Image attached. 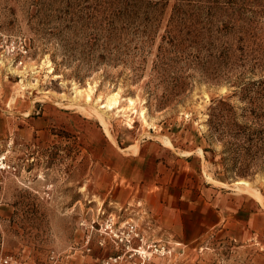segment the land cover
<instances>
[{
  "label": "rangeland",
  "instance_id": "1",
  "mask_svg": "<svg viewBox=\"0 0 264 264\" xmlns=\"http://www.w3.org/2000/svg\"><path fill=\"white\" fill-rule=\"evenodd\" d=\"M106 1L0 0V264H264V0L192 6L179 46L177 0L96 45Z\"/></svg>",
  "mask_w": 264,
  "mask_h": 264
},
{
  "label": "trees",
  "instance_id": "2",
  "mask_svg": "<svg viewBox=\"0 0 264 264\" xmlns=\"http://www.w3.org/2000/svg\"><path fill=\"white\" fill-rule=\"evenodd\" d=\"M197 4H192V0H177L172 8V14L169 19V27L166 30L164 40L166 43L174 46H179L181 41L186 42L187 39L182 40L174 32L181 26V28L189 29L188 38L192 36L193 31L191 26L195 23L196 19L194 14H189L188 10L192 6H198V9L205 8V10H224L228 8H234V2L232 0H198ZM203 1V3H200ZM108 6L113 8H104L96 10L98 16L95 17V24L98 26L93 27L95 31L94 42L99 45V41L104 37L106 44L109 39L112 38L114 33L125 28V26L136 22H145L155 20L159 10L165 6L168 0H107ZM197 8L195 10H197ZM203 10V9H202ZM195 14L200 15L199 12ZM100 19V20H99ZM99 21V22H98ZM102 37V38H101ZM191 42H195L192 40ZM100 45H103L100 44ZM212 121V119H211Z\"/></svg>",
  "mask_w": 264,
  "mask_h": 264
},
{
  "label": "crops",
  "instance_id": "3",
  "mask_svg": "<svg viewBox=\"0 0 264 264\" xmlns=\"http://www.w3.org/2000/svg\"><path fill=\"white\" fill-rule=\"evenodd\" d=\"M226 198V195H219L217 201H204L201 206L195 208V211L192 212L193 217H189L188 219H185L183 215L179 216L176 211H174L173 214L170 213L168 219L174 223L181 222V226H184V228L186 225L198 228L202 225L210 227L219 224L220 222H223L227 216ZM185 230L181 231V238H183V241H189L199 236L198 231H190L186 228Z\"/></svg>",
  "mask_w": 264,
  "mask_h": 264
},
{
  "label": "bare ground",
  "instance_id": "4",
  "mask_svg": "<svg viewBox=\"0 0 264 264\" xmlns=\"http://www.w3.org/2000/svg\"><path fill=\"white\" fill-rule=\"evenodd\" d=\"M88 98H90V94L88 93L87 94V99ZM116 99H115V93H113L112 95H111V97L109 98V101H107V103L106 104H101V107H107L108 109H111V108H113V105H115L116 104ZM97 111V110H96ZM236 184H241V185H247L248 183L245 181V180H239V181H237L236 182ZM240 186V185H239ZM248 186V185H247ZM242 188H244V187H242ZM246 189V188H245ZM248 189V188H247ZM250 191V190H249ZM144 253V252H143Z\"/></svg>",
  "mask_w": 264,
  "mask_h": 264
},
{
  "label": "built area",
  "instance_id": "5",
  "mask_svg": "<svg viewBox=\"0 0 264 264\" xmlns=\"http://www.w3.org/2000/svg\"><path fill=\"white\" fill-rule=\"evenodd\" d=\"M112 231V230H111ZM127 231H128V234L131 232H133L134 231V226H132V225H129V227L127 226Z\"/></svg>",
  "mask_w": 264,
  "mask_h": 264
}]
</instances>
